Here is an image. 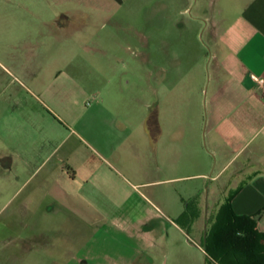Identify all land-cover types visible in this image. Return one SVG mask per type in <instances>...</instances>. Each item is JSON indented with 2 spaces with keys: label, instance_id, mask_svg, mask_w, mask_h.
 Returning a JSON list of instances; mask_svg holds the SVG:
<instances>
[{
  "label": "crops",
  "instance_id": "0c3cea01",
  "mask_svg": "<svg viewBox=\"0 0 264 264\" xmlns=\"http://www.w3.org/2000/svg\"><path fill=\"white\" fill-rule=\"evenodd\" d=\"M211 18L207 41H198V29L191 42L175 44L169 68L163 44L157 61L144 54L142 74L121 88L126 105L95 113L91 141L70 129L41 146L31 139L0 146V186L20 195L11 221L17 241L30 243L22 251L49 252L51 264L65 257L144 264L160 248L166 222L179 228L173 219L188 198L170 190L172 202L154 192L161 208L140 187L183 179L195 181L177 193L199 195L188 225L212 223L215 184L225 179L233 211L256 216L264 232V90L250 78L264 77V0H224ZM153 173L158 179L142 180Z\"/></svg>",
  "mask_w": 264,
  "mask_h": 264
},
{
  "label": "rangeland",
  "instance_id": "374dc122",
  "mask_svg": "<svg viewBox=\"0 0 264 264\" xmlns=\"http://www.w3.org/2000/svg\"><path fill=\"white\" fill-rule=\"evenodd\" d=\"M23 4L39 15L26 12ZM223 5L224 0H0V146L23 139L41 146L48 139L65 138L70 129L91 141L92 126L100 120L95 113L104 107L126 105L121 88L128 76L142 74L144 54L149 52L151 61H157L158 46L163 44L169 68L172 57L168 54L175 44L191 42L198 29V41H207L203 29L211 25V15ZM153 68L150 65L151 71ZM112 78L113 87H109ZM104 86L108 90L102 96ZM153 179H158L157 173L142 178ZM193 181L140 187L161 208L154 192H167L163 200L171 198L172 202L170 190L188 198L183 200L182 215L173 219L181 230L166 222L160 248L151 249L144 264L210 263L201 249L199 232L205 235L212 223L208 220L198 228L188 225L199 195L177 193L181 185ZM231 185L232 180L225 179L215 184L212 222ZM19 200L20 195L0 186V264H51L54 259L49 252L35 256L34 251L20 248L30 243L15 238V230L20 228L11 220ZM55 260L73 261L68 257Z\"/></svg>",
  "mask_w": 264,
  "mask_h": 264
},
{
  "label": "trees",
  "instance_id": "16d2710c",
  "mask_svg": "<svg viewBox=\"0 0 264 264\" xmlns=\"http://www.w3.org/2000/svg\"><path fill=\"white\" fill-rule=\"evenodd\" d=\"M232 197L229 194L218 208L202 248L218 264H264V232L257 229L256 216L233 211Z\"/></svg>",
  "mask_w": 264,
  "mask_h": 264
},
{
  "label": "built area",
  "instance_id": "2783aa9c",
  "mask_svg": "<svg viewBox=\"0 0 264 264\" xmlns=\"http://www.w3.org/2000/svg\"><path fill=\"white\" fill-rule=\"evenodd\" d=\"M250 78L255 81L262 90H264V77L250 74Z\"/></svg>",
  "mask_w": 264,
  "mask_h": 264
}]
</instances>
